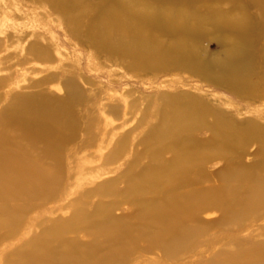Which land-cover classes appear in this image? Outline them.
<instances>
[{"label":"bare ground","instance_id":"obj_1","mask_svg":"<svg viewBox=\"0 0 264 264\" xmlns=\"http://www.w3.org/2000/svg\"><path fill=\"white\" fill-rule=\"evenodd\" d=\"M84 1L58 0L64 7L77 9L79 16L87 12L82 6ZM226 5L230 6L227 10ZM90 12L94 17L86 28L94 46L111 57L126 59L130 71L188 73L238 100L264 106V0H99ZM70 23L73 26L82 24L78 16ZM204 42H216L219 51L210 53L204 48ZM30 51L34 53L35 47ZM76 96L77 92H72L69 100ZM22 98L13 105L12 101L0 113V122L4 123L0 131V192L6 189L5 195H0V231L9 235V230H16L21 222L20 211L10 205L12 199L32 198L36 190L47 187L50 175L19 165L12 152V143L5 142L10 130L8 125L17 121L26 130L49 138L62 127L60 111L56 112L38 99ZM160 101L162 107L154 114L158 122L148 130L141 143L144 153L138 160L146 159L148 165L138 176L128 173L124 178L128 182L126 195L134 200L136 216L141 223L136 227L139 238L149 241L151 246L148 254L159 251L167 258L178 259L194 254L208 236L206 225L201 221L206 213L224 209L223 219L217 225L229 229L244 226L252 212L264 207V125L256 119L240 121L221 108V100L204 95L164 94ZM203 132L210 133L211 138L198 139L197 135ZM251 143L259 146L261 159L247 172L230 167L223 175L222 186L191 190L198 187L197 180L190 178L177 183L182 176L190 174L205 153L231 158L244 153ZM110 146L107 139L98 148ZM167 153L173 154L169 161L164 157ZM77 166L80 170V161ZM79 170L75 179L85 175ZM168 182L174 184L170 189L166 188ZM112 189L113 185L109 184L99 191L105 193ZM102 213L97 210L93 218L97 234L104 235V240L112 244L107 259L101 257V244L97 242L82 250L66 242L65 234L70 226L61 224L24 244V249L8 257L9 264H122L124 258L120 263L114 261L118 255L126 257L135 240L131 237L134 228H117L115 222ZM81 218L87 224L92 219ZM229 242L235 246V251L219 252L206 264H264L259 247L241 245L233 237ZM26 247L31 250H25ZM141 262L142 256L136 260L143 264Z\"/></svg>","mask_w":264,"mask_h":264},{"label":"rangeland","instance_id":"obj_2","mask_svg":"<svg viewBox=\"0 0 264 264\" xmlns=\"http://www.w3.org/2000/svg\"><path fill=\"white\" fill-rule=\"evenodd\" d=\"M98 2L84 1L82 6L87 12L79 16L77 9L64 7L58 0H0V113L12 101L13 105L22 97L38 99L56 112L60 111L59 120L64 124H59L65 127L49 138L26 130L17 121L8 125L10 130L5 142L12 143V152L17 156L19 165L37 168L50 176L47 175V187L36 190L32 198H14L10 202L13 209L20 211L21 222L16 230H9L10 235L0 231V264H9L8 257L24 249V244L61 224L70 226L65 234L66 242L81 250L97 242L101 244V257L107 259L112 244L104 240V235L97 234L96 219L93 218L97 210L111 218L117 228H134L131 237L135 240L128 248L126 257L118 255L114 261L116 263L124 258L122 264H139L136 260L142 256L143 264H206L219 252L236 250L229 242L231 237L234 241L238 239L241 245L259 247L260 257L264 258V207L256 213L252 212L244 226L229 229L217 225L223 219L224 209L203 215L201 221L206 225L208 236L194 254L178 259L167 258L159 251L148 254L151 246L149 241L139 238L136 227L141 223L136 216L134 200L126 195L128 182L124 177L128 173L138 176L148 165V160L139 162L138 159L144 153L141 143L146 133L158 122L154 114L162 107L161 95H204L219 102L221 100V108L238 117V120L256 119L263 125L264 106L238 100L233 95L199 82L188 73H159L147 69L130 71L126 59L111 57L92 43L93 38L86 26L94 17L90 10ZM229 8L226 5L225 9ZM76 15L82 24L73 26L70 21L77 19ZM203 46L210 53L219 51L216 42H204ZM32 47L36 49L34 53L30 51ZM72 92H77L78 96L69 100ZM224 101L227 104L224 105ZM213 103L217 105V102ZM256 110L257 114H249ZM3 124L0 122V131ZM116 128L122 129L114 131ZM197 138L208 140L211 136L203 132ZM107 139L111 146L98 148ZM247 149L231 158L205 153L190 174L182 176L177 183L192 178L199 183L197 188L191 190L218 188L222 186L223 175L230 167L247 172L261 159L256 143H251ZM164 157L169 161L173 154L167 153ZM114 159L117 160L115 163ZM79 161L80 170L85 175L75 179ZM109 184L113 185V189L100 193V188ZM173 185L168 182L166 188L170 189ZM2 191L4 193L6 189ZM2 193L0 195L4 196L5 193ZM81 217L92 219L87 224L83 223ZM25 250L31 248L26 247Z\"/></svg>","mask_w":264,"mask_h":264}]
</instances>
